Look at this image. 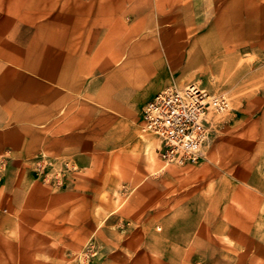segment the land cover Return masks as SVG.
Returning a JSON list of instances; mask_svg holds the SVG:
<instances>
[{"label":"crops","instance_id":"crops-1","mask_svg":"<svg viewBox=\"0 0 264 264\" xmlns=\"http://www.w3.org/2000/svg\"><path fill=\"white\" fill-rule=\"evenodd\" d=\"M248 64L264 74V0H0V159L8 177L35 159L69 162L73 189L126 185L136 206L157 194L162 206L169 177L193 180L203 167L161 168L159 139L141 131L144 106L170 86L220 79L231 91ZM237 91L230 121L251 130H214L203 164L240 150L263 122L249 118L264 113V92ZM242 181L230 187L240 209L226 206L227 223L251 224L264 202L263 184Z\"/></svg>","mask_w":264,"mask_h":264},{"label":"rangeland","instance_id":"rangeland-1","mask_svg":"<svg viewBox=\"0 0 264 264\" xmlns=\"http://www.w3.org/2000/svg\"><path fill=\"white\" fill-rule=\"evenodd\" d=\"M241 63L232 65L227 78L234 77ZM259 66L248 64L247 78L238 80L231 91L220 79L209 86L192 83L210 95L224 93L230 101L227 112L210 110L206 117L203 157L214 130L221 129V137L245 136V130H251L237 131L230 116L234 101L242 99L238 89L264 92ZM249 120L252 125L263 121L255 138H239L234 146L240 150L227 152L225 158L220 154L204 164L202 158L192 165L203 167L193 180L169 177L162 206L159 194L136 206L131 202L134 192L126 185L96 196L73 189L70 183L76 181L78 169L69 162L35 159L8 177L9 161L0 159V264H264V202L252 208L251 224L241 223V218L225 221L229 203L233 210L240 209L231 200V186L247 178L264 185V113L252 114ZM249 139V144L243 141ZM158 157L161 168L183 167L166 165ZM231 168L238 176L224 173Z\"/></svg>","mask_w":264,"mask_h":264},{"label":"built area","instance_id":"built-area-1","mask_svg":"<svg viewBox=\"0 0 264 264\" xmlns=\"http://www.w3.org/2000/svg\"><path fill=\"white\" fill-rule=\"evenodd\" d=\"M229 109L225 95H210L196 84L170 86L144 106L142 131L159 139V156L166 165H195L203 158L209 111L222 114Z\"/></svg>","mask_w":264,"mask_h":264}]
</instances>
